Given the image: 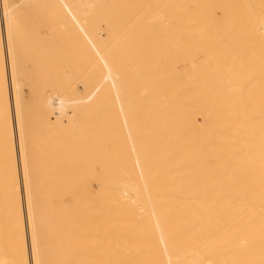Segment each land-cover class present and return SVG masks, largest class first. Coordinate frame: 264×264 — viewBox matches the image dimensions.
Here are the masks:
<instances>
[{
	"label": "bare ground",
	"instance_id": "obj_1",
	"mask_svg": "<svg viewBox=\"0 0 264 264\" xmlns=\"http://www.w3.org/2000/svg\"><path fill=\"white\" fill-rule=\"evenodd\" d=\"M215 2L231 58L226 115L171 121L167 140L150 119L151 147L133 162L71 142L64 98L55 115L20 114L0 9V237L18 264H264V0Z\"/></svg>",
	"mask_w": 264,
	"mask_h": 264
},
{
	"label": "rangeland",
	"instance_id": "obj_2",
	"mask_svg": "<svg viewBox=\"0 0 264 264\" xmlns=\"http://www.w3.org/2000/svg\"><path fill=\"white\" fill-rule=\"evenodd\" d=\"M215 3L1 0L0 9L8 12L15 74L12 83L20 114L40 116L51 111L55 115L53 102L64 98L68 101L65 115L73 125L69 128L71 142H89L81 146L94 148L99 154L116 151L131 162L134 153L151 147L152 118L160 124L156 137L166 140L173 130L167 127L171 121H191L195 126L198 118L204 117L205 125L211 124L227 113L229 99L223 85L231 59L226 26L220 15L213 13ZM1 56L2 52L0 87L7 76ZM152 57L157 58L158 65L150 61ZM11 100L9 97L14 108ZM138 138L141 145L136 144ZM18 170L21 175L20 166ZM137 176L140 182L143 175ZM21 184L25 211L22 176ZM5 211L0 215L1 224L10 218ZM77 215L80 217L81 211ZM23 220L30 244L26 213ZM3 224L0 230L6 235L8 227ZM2 234L3 259L10 249L2 246L3 242L8 246ZM9 256L6 264L18 262Z\"/></svg>",
	"mask_w": 264,
	"mask_h": 264
}]
</instances>
